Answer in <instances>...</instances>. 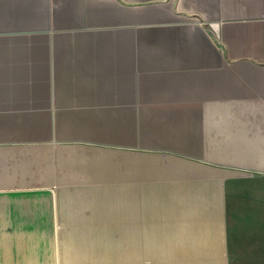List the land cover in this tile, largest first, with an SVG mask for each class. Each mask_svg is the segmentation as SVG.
<instances>
[{
    "label": "crops",
    "instance_id": "obj_1",
    "mask_svg": "<svg viewBox=\"0 0 264 264\" xmlns=\"http://www.w3.org/2000/svg\"><path fill=\"white\" fill-rule=\"evenodd\" d=\"M104 2L115 21L105 22ZM50 5L53 29L86 35L49 38L47 45H96L50 54L51 82L36 92L37 136L0 132V264L68 261L54 240L67 198L28 193L49 188L68 151L80 178L107 176L112 155L121 154L136 163L135 183H173L147 199L202 207L216 230L152 242V264H264V0ZM122 10L127 22H120ZM215 20L219 36L208 26ZM56 68L66 72L57 82ZM93 185L107 183L83 186ZM233 210L251 211V221L220 220ZM243 224L252 228L239 229Z\"/></svg>",
    "mask_w": 264,
    "mask_h": 264
},
{
    "label": "rangeland",
    "instance_id": "obj_2",
    "mask_svg": "<svg viewBox=\"0 0 264 264\" xmlns=\"http://www.w3.org/2000/svg\"><path fill=\"white\" fill-rule=\"evenodd\" d=\"M50 1L0 0V132L4 131L8 138L15 135L23 137L26 134L37 136L39 96L36 92L51 82L50 54H54L56 59L57 54L84 51L96 45H47L46 39L49 38L86 35L69 29H53L49 20ZM103 5L101 14L105 22L115 21L114 10L110 9L108 3L104 2ZM119 14L123 15L120 22H127L126 11L122 10ZM124 37L128 38L129 35ZM103 39L106 41L107 36ZM56 42L63 41L56 39L54 43ZM58 71L56 68V82L59 77L66 75V72ZM43 105L47 106L42 99L40 113L47 117L50 110L43 108ZM62 112L68 121V110ZM112 158V171L107 176L101 175L100 171L92 172L96 175L93 179L97 181H90L80 178L78 172L74 171L71 151H68L62 159L64 166L61 169L64 172L50 175L52 179L49 188L28 192L35 198H67V203L59 207L62 210V227L58 232L59 237L54 238L55 245L62 246L65 250L64 256L68 260L65 264H152L148 247L152 242L170 238V235L171 238L189 236L193 232L205 235L213 230L214 227L211 229L207 226L210 225V219L205 216L202 207L190 203L181 204L186 199H147L155 195L156 191L171 190L173 183H135L138 180V175L135 174L136 163H128L134 160L121 154H113ZM56 168L50 165V169ZM92 182H105L107 185L83 186ZM188 183L196 188L200 182ZM227 185L235 184L233 180H228ZM237 217L251 221L252 214L251 211L233 210L222 213L219 218L231 222L237 220ZM205 223L206 226L203 227L202 224ZM241 223H244L243 220ZM170 228L172 232L168 230ZM236 228L230 226V230ZM250 228L251 225L244 224L239 227L245 230ZM143 251L145 255L142 254Z\"/></svg>",
    "mask_w": 264,
    "mask_h": 264
},
{
    "label": "bare ground",
    "instance_id": "obj_3",
    "mask_svg": "<svg viewBox=\"0 0 264 264\" xmlns=\"http://www.w3.org/2000/svg\"><path fill=\"white\" fill-rule=\"evenodd\" d=\"M116 192H117V191H116ZM115 194H116V193H115ZM119 198H120V197H119ZM156 200H157V199H156ZM156 200H155V201H156ZM173 200H174V199H173ZM139 201H141V200H139ZM148 203H150V202H148ZM150 204H151V203H150ZM158 211H159V209H158ZM160 216H161V215H160ZM175 217H176V216H175ZM175 217H174V218H175ZM99 219H101V218L99 217ZM172 219H173V218H172ZM175 219H176V218H175ZM173 221H174V220H173ZM178 221H179V220H178ZM178 223H179V222H178ZM165 224H166V223H165ZM172 224H173V223H172ZM170 227H171V224H170ZM179 227H181V226L179 225ZM168 228H169V227H168ZM168 230L171 231V228L168 229ZM178 230H179V229H178ZM170 231H169V232H170ZM171 232H172V231H171ZM166 233H167V232H166ZM169 234H170V233H169ZM174 235H175V234H174ZM179 235H180V234H179ZM77 236H78V235H77ZM168 236H169V235H168ZM180 236H181V235H180ZM68 237H69V236H68ZM178 237H179V236H178ZM178 237H177V238H178ZM181 237H183V236H181ZM181 237H180V238H181ZM170 238H171V235H170ZM170 238H169V239H170ZM167 239H168V238H167ZM167 239H166V240H167ZM169 239H168V240H169ZM183 239H184V238H183ZM170 241H171V240H170ZM168 242H169V241H168ZM179 242H180V241H179ZM165 243H166V242H165ZM172 245H173V244H172ZM172 245H170V246H172ZM177 248H179V247H177ZM179 249H181V248H179ZM172 250H173V249H172ZM163 251H165V250H163ZM146 252H147V251H146ZM166 252H167V251H166ZM166 252H164V253H166ZM184 252H185V251H184ZM136 253H137V252H136ZM162 253H163V252H162ZM164 253H163V254H164ZM116 254H117V253H116ZM147 254H149V253H147ZM181 254H183V253H181ZM117 255H118V258H119V254H117ZM167 255H168V254H167ZM169 255H170V254H169ZM120 256H121V255H120ZM150 256H151V255H150ZM171 256H172V255H171ZM72 257H74V256H72ZM105 259H106V258H105ZM192 260H193V259H192ZM158 263H159V262H158ZM160 263H161V262H160ZM116 264H119V263H116ZM122 264H123V263H122ZM126 264H128V263H126ZM138 264H139V263H138ZM143 264H144V262H143ZM172 264H173V263H172ZM178 264H179V262H178ZM181 264H182V263H181Z\"/></svg>",
    "mask_w": 264,
    "mask_h": 264
},
{
    "label": "water",
    "instance_id": "obj_4",
    "mask_svg": "<svg viewBox=\"0 0 264 264\" xmlns=\"http://www.w3.org/2000/svg\"><path fill=\"white\" fill-rule=\"evenodd\" d=\"M208 26L212 28V30L214 31L215 34H217V36L220 35V27H219V22L217 20L213 22H209Z\"/></svg>",
    "mask_w": 264,
    "mask_h": 264
}]
</instances>
